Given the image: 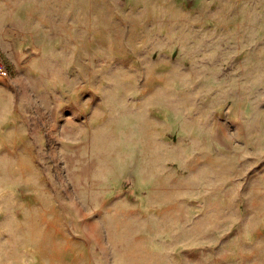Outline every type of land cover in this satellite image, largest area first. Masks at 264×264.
I'll return each mask as SVG.
<instances>
[{
    "label": "rangeland",
    "instance_id": "374dc122",
    "mask_svg": "<svg viewBox=\"0 0 264 264\" xmlns=\"http://www.w3.org/2000/svg\"><path fill=\"white\" fill-rule=\"evenodd\" d=\"M0 264H264V0H0Z\"/></svg>",
    "mask_w": 264,
    "mask_h": 264
},
{
    "label": "built area",
    "instance_id": "2783aa9c",
    "mask_svg": "<svg viewBox=\"0 0 264 264\" xmlns=\"http://www.w3.org/2000/svg\"><path fill=\"white\" fill-rule=\"evenodd\" d=\"M7 67L4 63L3 59L0 56V76H6L7 75Z\"/></svg>",
    "mask_w": 264,
    "mask_h": 264
}]
</instances>
